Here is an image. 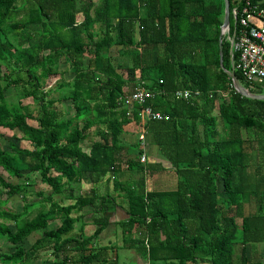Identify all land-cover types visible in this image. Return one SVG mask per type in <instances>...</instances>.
<instances>
[{"label": "trees", "instance_id": "trees-1", "mask_svg": "<svg viewBox=\"0 0 264 264\" xmlns=\"http://www.w3.org/2000/svg\"><path fill=\"white\" fill-rule=\"evenodd\" d=\"M245 1L230 0L231 33L233 10ZM224 16L225 0H0V127L19 129L31 144L8 138V148H0V204L14 195L27 200L35 175L49 186L21 212L0 208V239L15 245L0 253L1 264H119L110 254L116 245L96 246L119 196L129 214L120 222L124 246L136 249L143 264H264L247 250L264 245V182L248 188V169L260 167L245 157L250 148L259 158L264 154V99L240 94L221 67ZM223 49L225 67L261 93L255 85L264 83H248L234 67L238 53L228 35ZM60 61L73 79L46 92L44 80L64 72ZM139 86L151 92L148 105L170 116L143 127L178 176L172 188L151 184L156 166L166 167L141 162L139 136L134 144L123 137L125 126L140 119V108L122 105L121 98ZM15 87L38 100L36 112L7 95ZM178 89L201 95L178 100ZM55 91L61 94L54 97ZM63 99H71L72 109L60 116L55 102ZM122 168L138 176L120 180ZM111 172L118 174L113 193L82 190L84 178ZM24 177V184L14 180ZM251 197L253 211L247 209ZM38 204L45 209L27 217ZM87 207L94 208L97 228L86 235L83 224L76 236ZM56 218L61 223L49 228ZM140 229L146 234L136 238ZM39 230L43 235L25 248ZM236 246H242L238 262ZM44 249L53 258L37 263Z\"/></svg>", "mask_w": 264, "mask_h": 264}, {"label": "crops", "instance_id": "crops-1", "mask_svg": "<svg viewBox=\"0 0 264 264\" xmlns=\"http://www.w3.org/2000/svg\"><path fill=\"white\" fill-rule=\"evenodd\" d=\"M264 86V84H263ZM133 123H140L141 122H135V121H131L130 123H128L125 126V133L127 135H132V137H134V134L138 133L139 136V132H140V127L139 129H133L132 124ZM139 126V124H138ZM129 127V128H128ZM130 132V133H129ZM132 133V134H131ZM124 137V135H123ZM128 142V141H126ZM137 139H133L132 141L128 142V143H136ZM140 142V141H139ZM141 144V142H140ZM143 152H146L147 154V161L149 162L151 161L152 163H159V162H163L164 166L166 168H160L158 166H156L157 171L155 173H153V175H151V184L154 185V187L156 186H161V187H168V188H172L174 187L173 185L177 182L178 176L175 175V172L173 169H170L171 164L164 158H162L158 151H157V147L156 146H150L149 142H146L145 145V149H143ZM253 152L250 149L247 150V153L245 155L246 159L247 158H252L254 159L255 157H258L255 155V153H251ZM130 176H138V175H131V173L129 172L128 168H122L121 172L119 173V177L120 180H126L128 179ZM118 177L117 173H113L111 172L110 174H108L105 178L103 179H96L94 176H88L86 178L83 179L82 181V190L84 192H90L93 189L96 190L98 193L100 194H106L108 192L113 193L114 192V180ZM72 202V201H70ZM126 203L125 200L123 198V196H119L117 198V202L113 205V207L110 208V210H108L105 214V217L108 218L109 220V224L108 226H106V228L100 233L99 237L96 240V246H110V245H116V247H114L111 251L110 254L114 255V257L118 258V261L121 259L122 257V262L124 264H126V262L129 261L130 258V254L126 252V249H130L131 252H133V256H134V260L135 263L133 264H143V260L141 257V254L134 248H129V247H125L124 246V232L122 230V227L120 225V222L126 220L129 217V214L127 212L126 209ZM247 209L250 210L251 206L247 205ZM255 209L252 208L251 211H253ZM84 216L83 218L77 222L76 224V230L74 232V235H80L81 231L79 230L83 224L85 225V234L86 235H91L95 229L97 228V225L94 222V219L97 217L94 211V208L92 207H87L84 208L81 212ZM74 215H77L74 214ZM56 222V223H55ZM53 224L55 223L56 226L52 227L55 228L57 227L60 223H61V219L60 218H56L55 220H53L52 222ZM146 232L145 229H140L138 231V233L134 232L133 235L138 238L140 237V235L145 236ZM238 248V249H236ZM235 249L237 251H239V255H241V249L242 246L239 247H235ZM247 250L249 251V253L255 252L256 256H258L259 258H264V245L263 244H257L256 246H248ZM120 264V262H119Z\"/></svg>", "mask_w": 264, "mask_h": 264}, {"label": "rangeland", "instance_id": "rangeland-1", "mask_svg": "<svg viewBox=\"0 0 264 264\" xmlns=\"http://www.w3.org/2000/svg\"><path fill=\"white\" fill-rule=\"evenodd\" d=\"M82 16H79V19H81ZM96 29H100V25L97 24V26H95ZM113 52L114 53H118L117 51V48H113ZM88 58L89 56L87 55L85 58H84V61L85 63L88 62ZM63 61L61 62L60 61V67L59 68H62L64 67V72H61L60 74L58 75H52L50 76L48 79L46 78L44 80V84H43V90H45L46 92L49 91L50 89H55V88H58V85L60 83H63V82H70L72 79H73V72L70 71V67H67V66H63ZM243 83V82H242ZM244 84V83H243ZM245 85V84H244ZM248 88V87H247ZM255 90L256 91H259L261 93H264V86L263 85H258L256 84L255 85ZM258 93V92H257ZM61 94L60 91H55L54 93V97H58L59 95ZM7 95L10 96V98L14 101V100H19V99H22L27 105L28 107L33 111V112H36L37 111V107H38V100L35 99L34 97H24V92L22 91V88L21 87H15V88H10L8 91H7ZM55 107L57 109V111L59 112L60 116L62 115H65L66 112L70 109H72V101L71 99H63V101L61 100H57L55 102ZM218 110V109H217ZM216 109L214 110V113H218ZM31 123L33 124H36V122L34 120H30ZM133 126V129H139V126L136 125L135 123L132 124ZM129 128V127H128ZM95 129L96 127H93L91 129V136H93V138L96 137L95 135ZM130 133V132H129ZM0 134L4 135L5 137L3 138L2 135H0V148H8V143H7V139H16V141L23 147H27V148H30L31 147V144L29 141L23 139V133L19 130V129H14V130H10L8 128H4V127H0ZM132 134V133H131ZM133 139H137L138 140V133H137V130H136V133L134 134V137H132V135H127V134H124V140L125 141H132ZM254 162L253 164H251V159H249V164L253 167H260L259 170H254V168H249L248 170V174H252V176H250L249 178H247V182H248V188H252V189H255L256 186H260L261 188H263V177H264V154L261 155V157H255L253 159ZM257 173H260L258 176L256 175ZM254 175V176H253ZM15 181H19L21 183L24 184V178H15L14 179ZM31 191V194L29 195V198L27 200H24L20 195H14L12 196L8 203L7 204H0V208H8V209H11V210H14L16 212H21L24 208H25V203L28 202L29 200H36L37 199V194H35L36 192L42 190V191H45L48 190V187L47 184L43 183L40 179V177H38L37 175L34 176V180L32 182L31 185L28 186ZM34 191V192H33ZM2 200H6L7 199V196L6 195H2ZM71 200H67L66 202H70ZM248 206H251V209L255 207L254 210H256V203H255V198L254 197H251L249 198L248 200ZM42 209H45L43 207V205H35L33 208L30 209V212L28 214L27 217H32V216H35L37 214V212L39 210H42ZM250 209V210H251ZM9 226L14 229L15 228V224L14 222L12 221H7ZM53 221H50V224H49V228H52L54 226H56V222L53 224L52 223ZM43 235V230H39V231H36L34 232L33 234H31L29 237H27L25 239V242L23 243L24 247L25 248H29L31 246L32 243H34L36 241V239L38 237H41ZM239 247V246H237ZM15 249V245H13L12 243L8 242L6 239L2 238L0 239V253H10L12 252L13 250ZM238 249V248H236ZM126 252L130 254V258H129V261L126 262V264H133L135 263V260H134V256H133V252H131L130 249H126ZM238 257H239V251L236 250V261L238 262ZM53 258V253H52V250L51 249H44L41 251L40 253V257L37 258L36 262L37 263H41L43 260H46V259H51ZM264 259V258H263ZM120 264H124L122 262V257L121 259L119 260ZM1 264V262H0ZM8 264H14L12 262H8Z\"/></svg>", "mask_w": 264, "mask_h": 264}, {"label": "built area", "instance_id": "built-area-1", "mask_svg": "<svg viewBox=\"0 0 264 264\" xmlns=\"http://www.w3.org/2000/svg\"><path fill=\"white\" fill-rule=\"evenodd\" d=\"M237 26L233 33H227L231 42V51H237L238 61L234 67L239 69L244 79L250 83H264V3H254L246 0L239 9L233 10ZM231 27V26H230ZM162 82V80L160 81ZM201 92L192 89H178L174 92L175 99L189 100L199 97ZM151 96L150 90L139 86L135 91L123 95L121 104L132 106L137 103L140 108L139 141L145 149L147 142V129L143 125L148 121H162L170 118L169 114L154 109L148 105L147 98ZM130 115L131 112L129 111ZM147 154L143 152L141 162L146 163Z\"/></svg>", "mask_w": 264, "mask_h": 264}, {"label": "water", "instance_id": "water-1", "mask_svg": "<svg viewBox=\"0 0 264 264\" xmlns=\"http://www.w3.org/2000/svg\"><path fill=\"white\" fill-rule=\"evenodd\" d=\"M231 26V7H230V0H225V16H224V22L221 25V34H220V56H221V67L224 69V71L231 77L233 85L235 89L242 94L243 96L252 98V99H264V93H254L249 88H247L241 80L236 75L235 71L229 70L224 65V49H223V38L224 35H227L229 28Z\"/></svg>", "mask_w": 264, "mask_h": 264}]
</instances>
